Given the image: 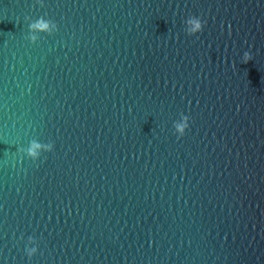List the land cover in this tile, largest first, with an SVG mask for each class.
Instances as JSON below:
<instances>
[{
    "label": "water",
    "instance_id": "1",
    "mask_svg": "<svg viewBox=\"0 0 264 264\" xmlns=\"http://www.w3.org/2000/svg\"><path fill=\"white\" fill-rule=\"evenodd\" d=\"M0 264H264V0H0Z\"/></svg>",
    "mask_w": 264,
    "mask_h": 264
},
{
    "label": "clouds",
    "instance_id": "2",
    "mask_svg": "<svg viewBox=\"0 0 264 264\" xmlns=\"http://www.w3.org/2000/svg\"><path fill=\"white\" fill-rule=\"evenodd\" d=\"M203 21L197 16H188L184 20V30L188 35H193L199 33L202 30ZM56 24L45 17H37L34 20H30L27 24V39L31 42H35L38 39L39 33H49L51 34L56 30ZM250 59V55L247 51L243 53V60L247 62ZM189 126V117L183 113L179 114V118L174 120L172 123L173 130L177 137H182L185 130ZM53 150V143L51 141L43 143L37 139H31L26 147L19 148L18 151L24 153L27 157L31 158L33 161L40 158L41 153L51 152ZM38 251V244L34 236L29 235L27 237V242L24 246L25 255L29 260Z\"/></svg>",
    "mask_w": 264,
    "mask_h": 264
}]
</instances>
